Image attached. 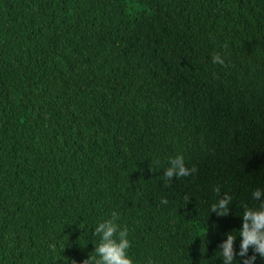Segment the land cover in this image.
I'll return each instance as SVG.
<instances>
[{"label":"trees","instance_id":"obj_1","mask_svg":"<svg viewBox=\"0 0 264 264\" xmlns=\"http://www.w3.org/2000/svg\"><path fill=\"white\" fill-rule=\"evenodd\" d=\"M256 189L264 0H0V264H82L113 211L133 264H243Z\"/></svg>","mask_w":264,"mask_h":264},{"label":"clouds","instance_id":"obj_2","mask_svg":"<svg viewBox=\"0 0 264 264\" xmlns=\"http://www.w3.org/2000/svg\"><path fill=\"white\" fill-rule=\"evenodd\" d=\"M213 63L225 65V60L219 55L213 56ZM198 169L193 166L188 168L185 166L183 156H176L170 160V167H168L163 174V179L166 181L165 187L170 186V182L174 177H186L194 175ZM219 195L220 189L217 186L215 189ZM262 190L256 189L253 191V199L259 200L262 196ZM184 199L190 200V197L186 194ZM162 204H167L166 198H161ZM232 202V197L225 194L223 198H220L216 203L211 206V212L217 214V216H226L229 212V205ZM243 225L239 231V236L242 237L240 244L239 256L245 257L243 264H254L256 260V253L260 257L264 258V205L259 209L246 208L242 215ZM119 215L113 211L111 218L100 222L94 229V234L100 236V242L98 246H95V257H88L82 264H133L132 258L128 255V249L130 248V241L128 240V229L126 226L121 227L117 221ZM236 236L231 233L227 234V239L223 241L219 248L223 257V264H232L237 255L234 249V242ZM253 249V255L248 256L249 249ZM72 264H76L75 261Z\"/></svg>","mask_w":264,"mask_h":264}]
</instances>
